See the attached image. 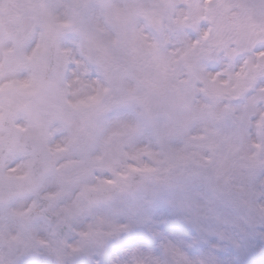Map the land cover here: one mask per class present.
<instances>
[{"label": "snow or ice", "instance_id": "snow-or-ice-1", "mask_svg": "<svg viewBox=\"0 0 264 264\" xmlns=\"http://www.w3.org/2000/svg\"><path fill=\"white\" fill-rule=\"evenodd\" d=\"M0 264H264V0H0Z\"/></svg>", "mask_w": 264, "mask_h": 264}]
</instances>
